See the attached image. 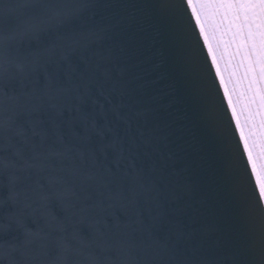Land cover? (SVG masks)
I'll return each instance as SVG.
<instances>
[{
	"label": "snow or ice",
	"instance_id": "obj_1",
	"mask_svg": "<svg viewBox=\"0 0 264 264\" xmlns=\"http://www.w3.org/2000/svg\"><path fill=\"white\" fill-rule=\"evenodd\" d=\"M0 264H264V0H0Z\"/></svg>",
	"mask_w": 264,
	"mask_h": 264
},
{
	"label": "rangeland",
	"instance_id": "obj_2",
	"mask_svg": "<svg viewBox=\"0 0 264 264\" xmlns=\"http://www.w3.org/2000/svg\"><path fill=\"white\" fill-rule=\"evenodd\" d=\"M218 55H219V50H218ZM221 67L224 69V75H225V78L227 79L229 74H230V71H231V65L230 64H225V62L222 60L221 61ZM230 87H233L235 86L236 88V91L238 92L239 91V88H240V85L239 84H230L229 85ZM235 92L233 93V95L235 96ZM256 160H257V171H259V163L261 162L262 158L259 156V154L257 153L256 154Z\"/></svg>",
	"mask_w": 264,
	"mask_h": 264
},
{
	"label": "water",
	"instance_id": "obj_3",
	"mask_svg": "<svg viewBox=\"0 0 264 264\" xmlns=\"http://www.w3.org/2000/svg\"><path fill=\"white\" fill-rule=\"evenodd\" d=\"M165 70H166V66H165L164 68L161 69V71H165ZM220 95L222 96V93H221ZM232 127L234 128V125H233ZM237 139H238V137H237ZM243 162H244V163L247 162V157H244V161H243ZM251 172H252V168L249 167V168H248V173L250 174ZM256 181H257V177H252V183L255 184Z\"/></svg>",
	"mask_w": 264,
	"mask_h": 264
}]
</instances>
